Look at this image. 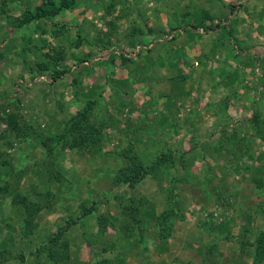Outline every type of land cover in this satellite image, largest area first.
<instances>
[{
	"label": "rangeland",
	"instance_id": "374dc122",
	"mask_svg": "<svg viewBox=\"0 0 264 264\" xmlns=\"http://www.w3.org/2000/svg\"><path fill=\"white\" fill-rule=\"evenodd\" d=\"M44 1L0 0V187L7 190L0 191V248L15 256L6 264H253L254 247L243 241L264 231V124L255 128L251 118L257 113L264 122V97L251 96V105L248 99L243 109L253 110L247 118L251 127L240 131L232 124L245 112L236 104L227 112L232 94L226 98L222 119L233 122L218 132L231 140L227 160L224 151L213 158L207 144L198 150L206 149L208 160L196 159L193 145L186 144L177 148L185 167L177 164L134 188L111 180L122 163L117 152L130 141L147 160L190 140L185 128L173 132L171 126L198 118L199 126H210L217 120L207 107L210 77L218 67L225 73L227 64L242 74L226 86L235 97L243 86L256 94L260 81L264 86V66L255 58L264 50V32L254 33L256 51L245 58L232 47L231 33L209 31L205 10L221 9L230 0H76L71 9L14 26V18ZM185 24L200 28L143 49L122 72L125 77L105 74L123 63L116 51L134 52L137 45L153 43L157 31ZM201 68L210 70L202 75ZM85 96L96 97L92 118L107 126L101 146L47 156L42 145L84 105ZM10 113L20 116L18 131L8 127ZM164 131L172 133L173 146L164 142ZM48 169L60 178L46 183L42 176ZM14 191L43 205L31 235L22 233L23 211L11 200ZM140 195L148 200L146 219L142 231L134 224L127 235L121 207L129 196ZM93 202L97 208L82 215V205ZM169 208L175 210L171 237L160 240L155 217ZM99 214L113 223L103 231ZM66 220H74L62 237L68 246L54 259L46 252L36 259V251Z\"/></svg>",
	"mask_w": 264,
	"mask_h": 264
},
{
	"label": "trees",
	"instance_id": "16d2710c",
	"mask_svg": "<svg viewBox=\"0 0 264 264\" xmlns=\"http://www.w3.org/2000/svg\"><path fill=\"white\" fill-rule=\"evenodd\" d=\"M75 3L76 0H59L56 4L53 0H46L34 10H24L19 17L13 19V24L14 26L20 27L34 20L48 18L52 15L58 14L60 10L71 9L75 6ZM205 18H209V23L215 26H219L220 23H225L227 21L225 18H210L209 15H206ZM191 29H195L193 24L176 26L169 29L167 32L157 31L158 38L154 39L153 43H150L147 46L137 45L134 52H116H118V56L123 58L122 60L124 63H128L133 60V57L140 55L139 53L143 49H146L145 51H151L153 48L152 46H154L157 41L173 40ZM40 67L42 66L40 65ZM58 74L53 77V80H56L57 76H59ZM96 104V97L91 98L90 96H85L84 105L66 118L59 126V129L50 137L48 143L42 145L46 149L47 156H52L51 154H60L62 150L66 149L91 150L101 146L104 139V131L107 126L102 120L96 121L92 118V112L94 111ZM19 117L18 113L8 114L7 124L11 131H18ZM251 120L253 121L255 128H258L260 124H264L257 113L253 114ZM261 131H264V127H262ZM117 154L121 157L122 163L113 174L111 181L114 185H121L127 188H134L147 177L156 178L159 174L175 167L177 164L185 167V164L182 161V153L175 155L170 148L162 151L151 159L146 160L136 151L134 145L130 141L129 146L123 148L121 151L117 152ZM50 164H52V162ZM50 164L48 165L50 166ZM49 170L51 169L47 170V175L42 176V179H45L46 183L50 182L54 177L57 179L60 178V172L56 171L52 175V172ZM0 191L1 193L6 192V187H0ZM46 193H48V190L43 193V196H45ZM12 194L13 196L11 200L13 204L19 205L23 211L22 233L25 235H31L34 233L36 218L42 210L43 205L40 202L33 200L28 194L20 193L18 191H14ZM147 202L148 200L140 195L129 196L128 203L122 204L121 228L123 231L125 230V234L129 235L133 232L135 225L137 226L138 231H142L141 225L143 224V220L146 219L144 214ZM95 204L96 202H93L89 207L82 205L81 212L83 213L81 214L86 215L92 213L94 209L97 208ZM174 215L175 210L169 208L164 209L155 217V230L158 239L166 240L168 237H171L173 228L172 218ZM96 219L98 220L97 224L100 231L105 230L107 223H110L111 225L113 224L111 220H108V218L102 214L97 215ZM111 219L115 220L116 218L113 217ZM73 221L74 220H66V226L59 227L52 233L48 238L47 245L36 251V259L40 257L42 252H46L50 259H54L55 254H58L60 250L65 249L68 246L67 240L62 239V237L65 236L67 226L73 224ZM243 243V245L249 244L254 247L253 264L262 263L264 260V231L258 232L253 240L246 239ZM14 258L15 256L10 249L5 247L0 248V264H6ZM19 259L24 262L23 255H19Z\"/></svg>",
	"mask_w": 264,
	"mask_h": 264
},
{
	"label": "crops",
	"instance_id": "0c3cea01",
	"mask_svg": "<svg viewBox=\"0 0 264 264\" xmlns=\"http://www.w3.org/2000/svg\"><path fill=\"white\" fill-rule=\"evenodd\" d=\"M204 1H208V0H204ZM229 3V4H228ZM227 4H225L221 9H213L211 7H209V9H206V13L205 15L209 14L210 18H225L227 19V21L225 23H220L219 26H215L213 24H211V30L209 31H217V30H221L223 29L224 31L231 33V37L229 38L230 43L232 44V47L235 49L237 48V50H239L242 54H245V58H247V54L249 53H254V50L256 51L255 48H257L256 44L254 42L255 36L254 33L257 32H264V0H230ZM199 18V16L197 17ZM200 19V18H199ZM196 22H199L196 20ZM194 25V24H193ZM179 26H183V25H179ZM195 26V25H194ZM176 27V26H175ZM200 28V27H199ZM198 28V29H199ZM171 29V28H170ZM198 29L195 26V29H191L188 30L184 33H182L181 35H179L177 38L180 40L182 38V35L186 34L189 31H198ZM203 30V29H200ZM173 39V40H175ZM172 41V40H170ZM258 50V49H257ZM259 51V50H258ZM236 52L238 51H233V54H236ZM261 54H257V56L255 55L256 60L259 62V64L261 66H264V50L260 51ZM239 53V52H238ZM240 53V54H241ZM257 53V52H255ZM134 59V58H133ZM246 61V60H245ZM130 62H133L130 61ZM256 62V61H255ZM129 63V62H128ZM128 63H121L120 66L116 67V69L114 70V73H106L105 74L109 77H114L117 78L119 75H122V72L124 70H127L128 68ZM229 63V62H228ZM228 66V67H227ZM226 68V72L223 73L224 71L221 70L220 67L217 68L216 72L214 71V74L210 77V88H211V92L208 93L209 94V102H208V109L210 111V113L212 114V116H216L217 120L210 124V126L204 123H202V126H199V122L197 119V122L195 121H189V123L187 125H182L181 126H171L170 130H173V132H175L176 130H179L180 128H185V130L188 131V136L190 140L185 142H181V141H177L175 142V148H173V144H172V133L170 132L169 135L167 134V131L163 132V137H164V142L168 141L170 142V145H172L171 147L174 149V153L176 154V152H178L180 154V149H177L179 147H181L182 145H186V144H192L194 148H191V153L193 152L194 157H197L201 155V158L208 160V153L205 151H199L198 148L199 146H203V145H211L212 148H210L212 151H210L211 155H214V157H217L219 159V155H216L218 153V151H224V157L227 160L230 156V151L231 149L227 148L229 147V141H231L229 138H226L225 140H223L220 135L221 133L218 132L220 130H224L226 129L227 125L232 121V120H223L222 118L225 117L224 115V111L222 108L223 104L225 107V101L226 98L228 96H230V94H232V99L230 100L229 105H227V112H230V107L236 105H239V107L241 108V112L244 113L245 110L243 108H245V105L249 102L248 99H250V105H251V96H255L254 98H256V96H260L261 98L264 97V86L263 83L260 81L261 78L263 77V75L259 78L258 80L260 81L259 86H258V91L257 93L253 94V93H247L246 88L237 89V93L235 97V94L230 93V88H227L226 86H228L230 84L231 81L235 80L236 78L242 77V74L240 75H236L235 73V68L230 66V65H225ZM203 69V68H201ZM231 69V70H230ZM208 70H210L209 68L203 69V71L199 72L200 74L204 75L203 73H205L204 71L208 72ZM264 74V73H263ZM261 75V74H260ZM120 77V76H119ZM121 77H125V76H121ZM27 78V77H26ZM219 83V87L215 90V87L217 86V84ZM216 84V85H215ZM262 87V88H261ZM253 90V89H252ZM222 92V94H216L214 92ZM256 92V91H255ZM246 96V102L245 100H242V102L239 101L240 98H243ZM225 99V100H224ZM223 101V102H222ZM256 101V100H255ZM254 101V103H255ZM241 104V106H240ZM257 105V103L255 104V106ZM238 108L236 106L233 107ZM249 109V108H248ZM247 112H245V114H240L238 113V120H234L232 126L233 129L236 131L237 130H245V129H249V127H251V123L247 122V118L251 115V113L253 112L252 108L250 110H246ZM115 119H118L117 116H115ZM147 123V122H145ZM148 127L150 126V124H147ZM123 128H126L127 126H122ZM129 128V127H127ZM131 129V128H130ZM129 129V130H130ZM132 130V129H131ZM204 134H206V136H203ZM202 135V137H200ZM170 140V141H169ZM134 142V141H133ZM223 144V146L225 145V149L226 150H222L224 148H220L219 147ZM198 146V147H197ZM216 150V151H215ZM182 152V151H181ZM205 153V154H204ZM253 248V247H252ZM254 249V248H253ZM245 250V249H244Z\"/></svg>",
	"mask_w": 264,
	"mask_h": 264
}]
</instances>
